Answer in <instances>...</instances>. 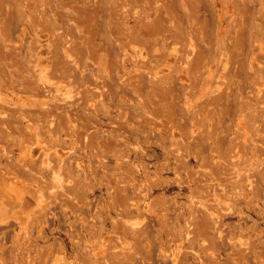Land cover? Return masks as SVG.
Masks as SVG:
<instances>
[{"label":"rangeland","instance_id":"rangeland-1","mask_svg":"<svg viewBox=\"0 0 264 264\" xmlns=\"http://www.w3.org/2000/svg\"><path fill=\"white\" fill-rule=\"evenodd\" d=\"M144 1L0 0V264H264V0Z\"/></svg>","mask_w":264,"mask_h":264},{"label":"bare ground","instance_id":"bare-ground-1","mask_svg":"<svg viewBox=\"0 0 264 264\" xmlns=\"http://www.w3.org/2000/svg\"><path fill=\"white\" fill-rule=\"evenodd\" d=\"M96 1H97V0H96ZM145 1H146V0H145ZM145 1H144V2H145ZM227 1H228V0H227ZM32 3H33V2H32ZM115 3H117V2H115ZM118 3H119V2H118ZM231 3H232V1H231ZM233 3H234V2H233ZM236 3H237V2L235 1V4H236ZM147 4H148V3H147ZM149 4H150V3H149ZM28 5H29V4H28ZM36 6H37V5H36ZM78 6H79V5H78ZM113 6H114V5H113ZM119 6H120V5H119ZM223 6H224V5H223ZM223 6H222L221 8H223ZM31 7H32V6H31ZM38 7H39V6H38ZM159 7H160V5H159ZM33 8H34V6H33ZM76 8H77V7H76ZM116 8H117V7H116ZM119 8H120V7H119ZM221 8H220V9H221ZM35 9H36V7H35ZM159 9H160V8H159ZM223 9H224V8H223ZM112 10H113V9H112ZM79 11H80V10H79ZM77 12H78V11H77ZM116 12H117V11H116ZM118 12H119V11H118ZM125 12H126V11H125ZM157 12H158V11H157ZM159 12H160V10H159ZM83 13H85V11H84ZM113 13H114V12H113ZM123 13H124V12H123ZM114 14H115V13H114ZM129 14H130V13H129ZM82 15H83V14H82ZM117 15H118V14H117ZM124 16H125V15H124ZM134 16H136V15H134ZM86 17H87V15H86ZM119 17H120V16H118V19H119ZM124 18H125V17H124ZM124 18H122V19H124ZM120 19H121V18H120ZM161 19H162V18H161ZM114 23H115V22H114ZM124 23H125V22H124ZM116 24H117V23H116ZM116 24H115V26H116ZM113 25H114V24H113ZM114 28H115V27H114ZM126 48H127V47H126ZM185 76H186V75H185ZM50 78H52V77L50 76ZM187 79H188V78H187ZM202 80H203V79H202ZM200 81H201V80H200ZM201 82H202V81H201ZM203 83H204V82H203ZM47 90H48V89H47ZM43 91H44V90H43ZM51 91H52V90H51ZM45 92H46V90H45ZM47 94L49 95V93H47ZM52 94H53V93H52ZM138 236H139V235H138ZM125 237H126V236H125ZM132 238H133V237H132ZM139 238H140V237H139ZM136 239H137V238H136ZM140 239H141V238H140ZM137 240H138V239H137ZM135 242H136V241H135ZM121 247H123V246H121ZM129 248H130V247H129ZM132 248H133V247H132ZM125 249H126V248H125ZM133 249H134V248H133ZM135 249H136V248H135ZM126 250H127V249H126ZM126 250H125V251H126ZM129 250H130V249H129ZM115 251H117V250H115ZM132 251H133V250H132ZM134 251H135V250H134ZM116 253H117V252H116ZM123 253H124V252H123ZM132 253H134V252H132ZM135 253H136V252H135ZM117 254H119V253H117ZM121 254H122V253H121ZM126 255H127V253H126ZM130 255H131V254H130ZM130 255H129V257H131ZM113 256H114V255H113ZM117 256L119 257L120 254L117 255ZM123 256H124V255H122V257H123ZM133 256H134V255H133ZM135 256H136V255H135ZM135 256H134V257H135ZM115 257H116V256H115ZM122 257H121V258H122ZM125 258H126V257H125ZM123 259H124V258H123ZM132 259L134 260V258H132ZM116 260H118V258H117ZM124 260H125V259H124ZM133 260H132V261H133ZM122 261H123V260H122ZM125 261H126V260H125ZM127 261H128V259H127ZM115 262H116V261H115ZM119 262H120V259H119ZM116 263H117V262H116ZM130 263H131V262H130ZM127 264H128V263H127Z\"/></svg>","mask_w":264,"mask_h":264}]
</instances>
